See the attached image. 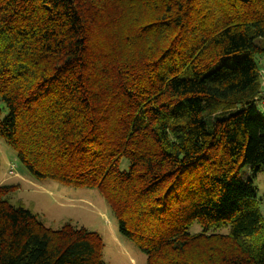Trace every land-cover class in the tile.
Instances as JSON below:
<instances>
[{"label":"trees","instance_id":"16d2710c","mask_svg":"<svg viewBox=\"0 0 264 264\" xmlns=\"http://www.w3.org/2000/svg\"><path fill=\"white\" fill-rule=\"evenodd\" d=\"M256 55L264 0H0V139L35 179L98 190L147 264H264L239 178L264 167ZM17 190L0 184V264H104L98 233L46 227Z\"/></svg>","mask_w":264,"mask_h":264},{"label":"rangeland","instance_id":"374dc122","mask_svg":"<svg viewBox=\"0 0 264 264\" xmlns=\"http://www.w3.org/2000/svg\"><path fill=\"white\" fill-rule=\"evenodd\" d=\"M240 55L228 57L212 68V71L224 65L231 66ZM257 64L264 80V55H256ZM263 95V94H262ZM263 99L256 102L257 110L264 115ZM1 120L8 117L9 111L0 99ZM129 163L121 161L120 170L128 172ZM242 182L251 180L256 189V203L264 218V167L254 178L248 167L240 170ZM0 184L17 186L12 200L24 203L26 208L38 215L43 224L53 230H59L66 223L84 227L98 233L103 239L104 264H147V256L129 239L121 236L119 225L110 211L104 197L95 189L74 188L53 180H37L20 163L18 153L4 140L0 139ZM202 232L199 225H194L188 233L197 235ZM226 234V230L219 232ZM118 239V240H117Z\"/></svg>","mask_w":264,"mask_h":264},{"label":"built area","instance_id":"2783aa9c","mask_svg":"<svg viewBox=\"0 0 264 264\" xmlns=\"http://www.w3.org/2000/svg\"><path fill=\"white\" fill-rule=\"evenodd\" d=\"M263 99L264 100V96L256 98V101L258 102L259 100ZM264 103V101H262ZM264 116V115H263Z\"/></svg>","mask_w":264,"mask_h":264},{"label":"crops","instance_id":"0c3cea01","mask_svg":"<svg viewBox=\"0 0 264 264\" xmlns=\"http://www.w3.org/2000/svg\"><path fill=\"white\" fill-rule=\"evenodd\" d=\"M263 87H264V85H263ZM102 238V237H101ZM103 240V239H102ZM118 240V239H117Z\"/></svg>","mask_w":264,"mask_h":264}]
</instances>
